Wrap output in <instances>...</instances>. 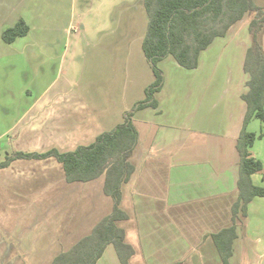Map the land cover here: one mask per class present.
Masks as SVG:
<instances>
[{"label":"crops","instance_id":"1","mask_svg":"<svg viewBox=\"0 0 264 264\" xmlns=\"http://www.w3.org/2000/svg\"><path fill=\"white\" fill-rule=\"evenodd\" d=\"M67 2H58L59 18L66 6L77 11V0ZM139 3L145 8L144 0ZM116 6L134 9L131 3L111 7ZM249 14L201 52L196 68L183 67L173 56L162 60L165 83L156 93L158 107L135 111L139 143L131 161L136 169L123 184L121 201L129 217L117 221L135 250L129 264L223 262L214 234L233 224L240 194L237 141L247 112L243 95L251 79L245 60L252 37L250 31L235 32V27ZM72 15L63 33L56 27L59 33L37 37L35 52L28 51L30 62L35 58L33 80L0 83V122H8L0 130V155L70 151L89 144L122 123L155 80L143 50L149 16L141 15L143 24L138 15L137 20L129 13L125 21L114 16L108 29L83 21V31L75 32ZM252 18L250 14L249 22ZM7 20L0 22L2 34ZM259 39L264 51V29ZM63 41L65 51L51 71L49 65L59 58L54 42L60 46ZM6 64L1 61L0 67ZM19 64L11 60L12 72ZM257 135L256 141L263 139ZM104 185V175L69 182L54 156L19 158L0 167V264H52L113 211L114 200ZM259 199L264 196L250 201L249 212H259L262 204L252 208ZM247 216L248 209L246 216L238 213L231 264H260L264 257V223L256 219L248 224ZM96 264H122L114 244Z\"/></svg>","mask_w":264,"mask_h":264},{"label":"trees","instance_id":"2","mask_svg":"<svg viewBox=\"0 0 264 264\" xmlns=\"http://www.w3.org/2000/svg\"><path fill=\"white\" fill-rule=\"evenodd\" d=\"M149 19L143 39V50L148 58L155 80L146 88L145 99L126 111L124 121L107 130L86 145L74 150L50 149L45 152L16 151L0 162L7 166L19 158L56 157L64 166L66 178L72 181H90L105 176L104 191L114 200V209L71 249L60 253L52 264H96L109 244H114L122 264H129L135 250L126 241V230L117 221L127 219L128 213L121 207L123 184L135 172L131 161L139 143V130L134 123L135 111L152 106L158 107L156 93L165 83L160 62L173 56L185 68L199 64L203 50L218 36L226 35L230 27L246 13L253 15L249 22L252 44L248 48L245 70L251 73L249 91L243 95L247 112L237 141L240 153L239 198L233 206V224L214 234L222 257V264H231L233 244L237 237V218L241 212L247 215L248 204L256 196H264V186L256 184L253 175L264 172L260 159L254 156L252 147L258 137L249 131L253 118L264 121V51L259 39L264 29V8L255 0H144ZM29 25L19 19L15 25L3 31V39L10 43L29 32Z\"/></svg>","mask_w":264,"mask_h":264},{"label":"rangeland","instance_id":"3","mask_svg":"<svg viewBox=\"0 0 264 264\" xmlns=\"http://www.w3.org/2000/svg\"><path fill=\"white\" fill-rule=\"evenodd\" d=\"M58 2L66 3L67 0H0V22L5 17L8 20V23L4 24L6 21L2 22L1 28L3 25L5 29L10 23V21H14L15 19L18 20L21 16L28 20V23L31 27L29 31V36L19 37V41L14 43H6L3 40L2 33L0 34V62L3 61L4 63L7 62L6 65L0 67V83H23L27 79L33 80L36 74L35 69V58L32 57V62H30V57L28 55V51L32 50V53L36 50V44L38 45V41H36L37 37L41 39V35H51L56 34L60 30L63 33V28L69 23L70 16L72 14V22L70 25H73L75 32H82L83 28L80 25V22H88L95 23L96 25H102L103 27H107V23H112V17H120L122 20L127 19V15L130 13L131 16H134L135 19L138 20L141 24V15L145 16L148 19V15L145 12L144 6L140 7L139 0H77V11H72L67 6L63 8L62 14L59 18L58 14L60 10L57 9L59 6ZM256 2L260 5H264V0H256ZM106 3V4H105ZM129 5V3L134 5V9H138V11H134L129 7L126 8H118L111 7L114 5H121V4ZM61 5V4H60ZM64 5V4H63ZM138 12V13H137ZM138 15V16H137ZM249 16L246 19L240 21L237 26L235 27V32L238 30L242 31V33L249 34ZM18 18V19H17ZM138 24V21L135 24ZM12 26V25H11ZM57 27V28H56ZM89 28L91 26L89 25ZM97 30V29H96ZM73 31V32H74ZM47 46V44H46ZM44 48V47H43ZM47 48H49L47 46ZM45 50V48H44ZM59 51V58L51 63L50 68L51 71H54V65L56 63L59 64L63 52L65 51V42H61V45L58 46L57 42H54L53 52ZM5 55L4 57H2ZM44 57V59H43ZM43 60L49 59L47 56H43ZM68 54L63 56L64 64L66 62V58ZM11 60L18 61L19 70L16 72H12V66L10 65ZM164 69L167 73V77H171L173 75L172 70L170 71L171 67L169 62L164 64ZM0 100H2L0 98ZM7 121L1 124L0 122V130L6 128ZM5 125V127H4ZM249 131L255 132L257 134H262L263 139H258L255 143L253 148L254 156L260 159L264 166V121L259 118H253L249 124L248 128ZM2 142H0V145ZM6 158V154L3 153L0 155V160H4ZM264 177L263 173H257L254 176V181L256 184H261L264 186V182L262 178ZM259 202V203H257ZM264 199H259L254 203L252 208H259V212H256V209L253 212H249L248 206V216L246 217L248 224H252L256 222V219H262V223H264ZM259 222V221H258Z\"/></svg>","mask_w":264,"mask_h":264},{"label":"water","instance_id":"4","mask_svg":"<svg viewBox=\"0 0 264 264\" xmlns=\"http://www.w3.org/2000/svg\"><path fill=\"white\" fill-rule=\"evenodd\" d=\"M260 264H264V257H263V259H262V261H261V263Z\"/></svg>","mask_w":264,"mask_h":264}]
</instances>
